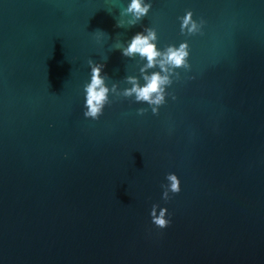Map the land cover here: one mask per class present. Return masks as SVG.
I'll list each match as a JSON object with an SVG mask.
<instances>
[{
    "label": "water",
    "instance_id": "water-1",
    "mask_svg": "<svg viewBox=\"0 0 264 264\" xmlns=\"http://www.w3.org/2000/svg\"><path fill=\"white\" fill-rule=\"evenodd\" d=\"M152 4L126 29V0H0V264H264V2ZM185 10L204 35L153 115L119 95L141 61L114 45L141 26L179 43ZM102 57L116 93L85 120ZM170 172L181 191L165 205ZM153 203L171 213L163 231Z\"/></svg>",
    "mask_w": 264,
    "mask_h": 264
},
{
    "label": "clouds",
    "instance_id": "clouds-1",
    "mask_svg": "<svg viewBox=\"0 0 264 264\" xmlns=\"http://www.w3.org/2000/svg\"><path fill=\"white\" fill-rule=\"evenodd\" d=\"M152 6V0H126V7L120 11L122 19L117 20L115 26L129 29L140 25V22L152 10ZM176 19L179 25V35L185 38L179 43L161 45L156 28L141 26L140 31L114 45L115 50H118L122 57L138 58L141 61L139 78L125 76L123 78L125 83L130 84L131 87L123 88L119 95L131 98L136 104H147L153 115H156L159 107L166 103V95L172 101H176V95L166 93V88L171 87L173 79H180L181 72L179 70L182 69L185 74L192 70L189 63L188 38L204 35L206 21L203 18L194 19L191 10H185L184 14L177 16ZM93 36L101 37L106 34L97 31ZM106 61L107 57H102L99 61L88 60L90 75L88 82L82 88L81 106V113L85 120H99L105 108L110 105L111 95L116 93V84L113 83L109 86L105 80ZM186 78L194 79L192 76ZM141 80L143 83L140 82ZM145 111L146 109L143 108L137 109V115H141ZM65 158L67 157L65 156ZM165 181L160 185V199L166 205L172 196L180 193L181 186L180 179L175 173H167ZM148 216L150 224L160 231L167 229L172 222L168 208L157 203L150 206Z\"/></svg>",
    "mask_w": 264,
    "mask_h": 264
}]
</instances>
